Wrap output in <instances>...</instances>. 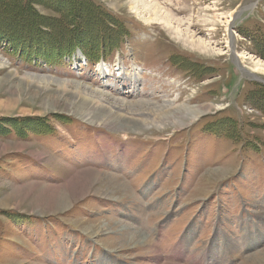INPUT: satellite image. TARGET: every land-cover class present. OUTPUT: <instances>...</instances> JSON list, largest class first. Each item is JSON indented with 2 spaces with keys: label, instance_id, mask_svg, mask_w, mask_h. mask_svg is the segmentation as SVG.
Masks as SVG:
<instances>
[{
  "label": "rangeland",
  "instance_id": "obj_1",
  "mask_svg": "<svg viewBox=\"0 0 264 264\" xmlns=\"http://www.w3.org/2000/svg\"><path fill=\"white\" fill-rule=\"evenodd\" d=\"M0 62V264H264V0H0Z\"/></svg>",
  "mask_w": 264,
  "mask_h": 264
},
{
  "label": "bare ground",
  "instance_id": "obj_2",
  "mask_svg": "<svg viewBox=\"0 0 264 264\" xmlns=\"http://www.w3.org/2000/svg\"><path fill=\"white\" fill-rule=\"evenodd\" d=\"M166 22L168 23V21L166 20ZM187 33V32H186ZM175 34H177V38L179 39V37H182V35H183V33H182V35H180V31H176V33ZM188 34V33H187ZM191 35V34H190ZM185 35V41H187V43L189 42L190 44H191V46H194V48L196 47L197 49H199V51H201V52H208V48H209V45L210 44H208L207 42H203V41H201V40H199V41H195L194 40V38H193V36L191 35ZM176 36V35H175ZM180 40V39H179ZM182 40V39H181ZM180 40V41H181ZM185 43V42H184ZM189 45V44H188ZM0 64H1V62H0ZM102 66V64H98V67H101ZM99 69V68H98ZM255 69H257V70H260V71H264V67H262L261 65H256L255 66ZM102 70V69H101ZM132 80H134V75L133 74H131V77H130ZM136 81V80H135ZM79 95V94H78ZM80 99H81V101H80V107L79 108H82L81 106H87L86 108H88L89 109V111H88V113H86V115H88L89 117L88 118H91V120L92 119H97V117H95V116H93V115H102V116H104V117H106V116H108V115H106L105 113H107V114H111L112 115V112L114 113V110L112 111V110H108V111H104L103 109H101L99 106H98V104L97 103H99V100L98 101H96V102H93L94 100H90V99H88V98H86V97H83V96H78ZM110 105V104H109ZM119 106V105H118ZM121 106V105H120ZM119 106V107H120ZM210 106H211V104H204V105H182V107L186 110L185 111V113L183 114V116H186V117H188L189 119H195V118H197L198 116H200V115H203V114H205L206 112H208V111H210ZM122 107H123V109L125 110V109H127V106L125 105V104H123L122 105ZM167 107V106H166ZM85 108V109H86ZM118 109V108H117ZM117 109L115 110V111H117ZM172 109H174V108H171V109H162V114H160V115H155L152 111H148L147 112V114H144L145 116L146 115H149V117H152V121H154V122H156V121H159L161 118H164V117H170V116H172V115H174V112L172 111ZM105 112V113H104ZM120 113V112H119ZM91 114H93V115H91ZM124 115V114H123ZM99 117V116H98ZM109 118H111L112 119V117H114V118H116L117 120H119V121H116V122H118L117 123V125L116 126H121V124L120 123H122L123 124V122H124V119L121 117V116H117V115H115V116H108ZM146 118V117H145ZM176 118H181V115H176ZM102 120V119H101ZM105 120V119H104ZM146 120L147 119H142V123H144V124H146L147 122H146ZM109 121V120H108ZM146 122V123H145ZM117 179L119 180V181H121L120 179H119V177H117ZM109 181L110 182H114L113 180H112V178H109ZM115 183V182H114ZM121 187H123V189L125 190V185L124 184H122V182H120V183H118ZM128 227V226H127ZM144 235H142V237H141V240L143 241V242H145L144 240H145V236L143 237ZM243 239L246 241V236H244L243 237ZM242 239V240H243ZM247 243H249V246H251L252 244H253V241L252 242H247ZM229 245V248H230V250L233 248V243L232 242H230V244H228ZM218 256V258L219 259H221L223 256H224V258L227 256V258H226V260L228 259V254L226 253V251H225V253H222L221 255H217ZM254 256L252 255V258H253ZM264 257V256H263ZM193 262V261H192ZM193 263H197V260H195ZM262 263H264V258L262 259Z\"/></svg>",
  "mask_w": 264,
  "mask_h": 264
},
{
  "label": "trees",
  "instance_id": "obj_3",
  "mask_svg": "<svg viewBox=\"0 0 264 264\" xmlns=\"http://www.w3.org/2000/svg\"><path fill=\"white\" fill-rule=\"evenodd\" d=\"M71 55H69L68 57H70ZM102 59H104V57H101ZM86 60H87V62L89 63V62H91V64H94L95 62H97V61H95V60H93V59H90L89 57H86Z\"/></svg>",
  "mask_w": 264,
  "mask_h": 264
}]
</instances>
